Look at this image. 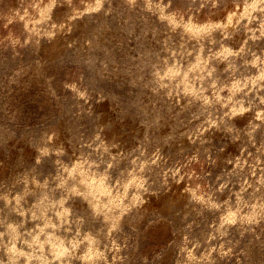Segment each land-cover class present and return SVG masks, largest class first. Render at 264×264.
I'll use <instances>...</instances> for the list:
<instances>
[{"label": "rangeland", "instance_id": "obj_1", "mask_svg": "<svg viewBox=\"0 0 264 264\" xmlns=\"http://www.w3.org/2000/svg\"><path fill=\"white\" fill-rule=\"evenodd\" d=\"M0 264H264V0H0Z\"/></svg>", "mask_w": 264, "mask_h": 264}, {"label": "bare ground", "instance_id": "obj_2", "mask_svg": "<svg viewBox=\"0 0 264 264\" xmlns=\"http://www.w3.org/2000/svg\"><path fill=\"white\" fill-rule=\"evenodd\" d=\"M90 187V186H89ZM85 188V187H84ZM88 189V188H87ZM90 189V188H89Z\"/></svg>", "mask_w": 264, "mask_h": 264}]
</instances>
